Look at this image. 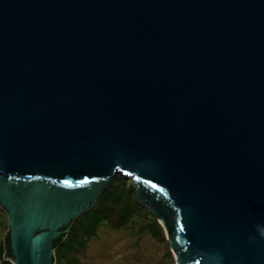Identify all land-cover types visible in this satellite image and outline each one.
<instances>
[{
    "label": "water",
    "instance_id": "obj_1",
    "mask_svg": "<svg viewBox=\"0 0 264 264\" xmlns=\"http://www.w3.org/2000/svg\"><path fill=\"white\" fill-rule=\"evenodd\" d=\"M116 175L175 264H264V0H0L12 263Z\"/></svg>",
    "mask_w": 264,
    "mask_h": 264
},
{
    "label": "trees",
    "instance_id": "obj_2",
    "mask_svg": "<svg viewBox=\"0 0 264 264\" xmlns=\"http://www.w3.org/2000/svg\"><path fill=\"white\" fill-rule=\"evenodd\" d=\"M141 221L146 225L139 234H147L158 244H167L162 226L149 210L140 205L136 199V191L130 181L118 175L96 200L94 206L87 212L74 219L62 236L54 241V264H83L76 253H84L88 243L97 237L99 227H107L119 233L123 228L131 225L135 227ZM0 227L3 230L0 239V259L4 264H12L9 232L6 216L0 209ZM165 256L174 262L169 246L165 249Z\"/></svg>",
    "mask_w": 264,
    "mask_h": 264
},
{
    "label": "rangeland",
    "instance_id": "obj_3",
    "mask_svg": "<svg viewBox=\"0 0 264 264\" xmlns=\"http://www.w3.org/2000/svg\"><path fill=\"white\" fill-rule=\"evenodd\" d=\"M145 225L146 222L141 221L119 233L99 227L97 237L88 243L86 251L76 256L83 264H175L165 256L168 244L156 243L147 232L139 234ZM2 233L0 227V239Z\"/></svg>",
    "mask_w": 264,
    "mask_h": 264
},
{
    "label": "built area",
    "instance_id": "obj_4",
    "mask_svg": "<svg viewBox=\"0 0 264 264\" xmlns=\"http://www.w3.org/2000/svg\"><path fill=\"white\" fill-rule=\"evenodd\" d=\"M11 263H12V261H11ZM0 264H4L3 261H2L1 259H0ZM12 264H13V263H12Z\"/></svg>",
    "mask_w": 264,
    "mask_h": 264
}]
</instances>
